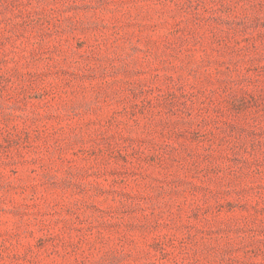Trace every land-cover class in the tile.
Listing matches in <instances>:
<instances>
[{
    "label": "rangeland",
    "instance_id": "1",
    "mask_svg": "<svg viewBox=\"0 0 264 264\" xmlns=\"http://www.w3.org/2000/svg\"><path fill=\"white\" fill-rule=\"evenodd\" d=\"M0 264H264V0H0Z\"/></svg>",
    "mask_w": 264,
    "mask_h": 264
}]
</instances>
